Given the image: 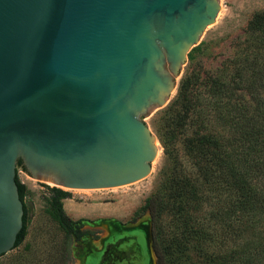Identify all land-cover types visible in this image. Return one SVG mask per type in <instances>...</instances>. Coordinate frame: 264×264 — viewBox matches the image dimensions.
I'll return each mask as SVG.
<instances>
[{
	"label": "water",
	"instance_id": "1",
	"mask_svg": "<svg viewBox=\"0 0 264 264\" xmlns=\"http://www.w3.org/2000/svg\"><path fill=\"white\" fill-rule=\"evenodd\" d=\"M219 11L220 0H0V258L23 228L19 160L68 193L150 176L159 149L145 118L170 102Z\"/></svg>",
	"mask_w": 264,
	"mask_h": 264
},
{
	"label": "trees",
	"instance_id": "2",
	"mask_svg": "<svg viewBox=\"0 0 264 264\" xmlns=\"http://www.w3.org/2000/svg\"><path fill=\"white\" fill-rule=\"evenodd\" d=\"M228 51L214 70L192 55L195 63L166 111L160 141L170 164L140 209L150 216L156 264H264V8ZM19 169L27 172L22 160ZM16 182L24 215L14 249L29 221L17 174ZM50 191L51 215L63 231L55 252L41 248L8 264H75L72 245L89 231L65 213L70 194Z\"/></svg>",
	"mask_w": 264,
	"mask_h": 264
},
{
	"label": "rangeland",
	"instance_id": "3",
	"mask_svg": "<svg viewBox=\"0 0 264 264\" xmlns=\"http://www.w3.org/2000/svg\"><path fill=\"white\" fill-rule=\"evenodd\" d=\"M263 8L264 0H220V11L215 25L199 44L205 49L201 53L188 54L178 85L195 62L208 70L220 67L229 53L228 49L234 38L243 33L252 14ZM207 44L209 47L206 49ZM192 55L196 59L194 63L191 60ZM177 93L178 89L165 107L153 110L150 116L145 118L148 127L158 139L159 151L155 162L152 163L150 176L139 187L100 195L69 193L70 197L62 201L65 213L74 221L83 220L84 229L93 235V238L84 236L74 241L72 253L75 264L89 263L90 246L92 250L99 249L102 247L100 242L110 239V235L117 233V230L125 232L136 228L142 222L146 225L152 245L150 216L141 215L140 209L145 200L156 190L164 170L170 164L160 139L167 125L166 111L174 102ZM17 176L26 187L25 203L29 211L27 237L19 248L1 258L0 264H8V260L13 257H31V253L41 248L47 249L51 254L55 252L54 246L60 242L63 235L61 227L51 215L52 186L35 184L20 169Z\"/></svg>",
	"mask_w": 264,
	"mask_h": 264
},
{
	"label": "flooded vegetation",
	"instance_id": "4",
	"mask_svg": "<svg viewBox=\"0 0 264 264\" xmlns=\"http://www.w3.org/2000/svg\"><path fill=\"white\" fill-rule=\"evenodd\" d=\"M84 236L93 238L91 233ZM149 241L144 222L125 232L117 230V233L110 235V239L100 242L101 248L92 250V246L89 247L88 264H153L148 253Z\"/></svg>",
	"mask_w": 264,
	"mask_h": 264
},
{
	"label": "bare ground",
	"instance_id": "5",
	"mask_svg": "<svg viewBox=\"0 0 264 264\" xmlns=\"http://www.w3.org/2000/svg\"><path fill=\"white\" fill-rule=\"evenodd\" d=\"M148 250H149V254L151 255V261L154 264V253L152 251L151 245H150V241H149V246H148Z\"/></svg>",
	"mask_w": 264,
	"mask_h": 264
}]
</instances>
